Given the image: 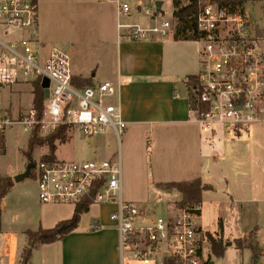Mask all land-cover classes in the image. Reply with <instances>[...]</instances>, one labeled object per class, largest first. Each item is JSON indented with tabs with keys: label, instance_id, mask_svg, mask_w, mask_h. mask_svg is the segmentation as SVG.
I'll return each instance as SVG.
<instances>
[{
	"label": "built area",
	"instance_id": "1",
	"mask_svg": "<svg viewBox=\"0 0 264 264\" xmlns=\"http://www.w3.org/2000/svg\"><path fill=\"white\" fill-rule=\"evenodd\" d=\"M200 1L203 6L196 15L199 71L189 89V121L205 134L221 129L242 134L264 123V34H259L264 27L253 21L245 2ZM116 3L119 16L131 14L128 1ZM144 13L155 23L119 22L123 36L145 40L170 34V19L157 18L159 12L151 7ZM38 25V0H0V86L38 81L42 85L44 78L50 80V95L40 118L34 106L19 118L0 109V140L16 122L30 133L40 126L42 136L67 126L85 137L112 129L120 139L127 122L121 110L107 100L116 95L117 86L110 81L75 86L71 55L56 47L44 53ZM31 173L41 203L77 208L116 204L110 219L117 224L121 264H217L209 231L199 222L202 202L169 207L164 215H157L154 207L125 200L120 156L87 161L40 158ZM257 264H263L260 258Z\"/></svg>",
	"mask_w": 264,
	"mask_h": 264
},
{
	"label": "crops",
	"instance_id": "2",
	"mask_svg": "<svg viewBox=\"0 0 264 264\" xmlns=\"http://www.w3.org/2000/svg\"><path fill=\"white\" fill-rule=\"evenodd\" d=\"M107 1L116 3V0ZM136 1V6L141 4L138 2L141 0ZM38 3L40 6L39 0ZM163 7L164 2L161 9ZM84 8V4H81V9L84 10ZM93 11H96L91 16L93 30L97 36L87 40L94 45H101L98 52L105 68L104 75L101 77L103 80H96L99 67L87 73L71 56L73 79L78 82L82 78H88L90 84L110 81L117 86L118 91L113 96V100L127 122V128L123 133L126 136V142L133 146L138 141L143 142L144 137L154 138L153 156L157 158L154 159L153 170L156 186L158 187L160 183L200 178L203 183L209 185V188L203 191L202 211L204 194L213 188L212 182L216 173L220 174L218 183L225 184L235 200L249 193L251 183L242 178L244 174L248 175V170H244L242 176L238 172V177L234 173L235 168L239 166L238 155L234 151L236 146L229 142H235V139L229 138V133L225 131L222 134L219 132L212 135L206 134L212 139L219 140V143L209 145L207 143L210 142L201 134L200 126L189 121L188 81L199 71L201 45L197 40L198 37L197 39L177 38L178 27L174 29L172 24L171 32L167 37L153 36L145 40H133L128 36H123V32L119 31L120 16L109 4L102 5L98 10ZM80 14L84 17L86 13L80 10ZM149 17L139 16L136 22L151 26L154 23ZM47 24L46 12H39V35L45 48L50 50L53 47L48 48L46 45L50 39ZM186 32L191 35L193 30ZM82 42L86 44L85 41ZM23 113L25 112L20 111L16 117ZM108 135L105 137L107 138ZM111 135L115 137L113 131ZM230 135L232 137L235 134ZM5 138L6 133L2 141L0 140L2 144H5ZM97 141L96 139V145L92 146L91 156L93 157H98L105 152ZM243 149L247 151L248 148ZM214 154L215 160L213 159ZM55 156L58 158L56 152ZM109 156L115 157L113 153ZM23 171L22 167L8 170L3 163L0 165V176H11L13 180ZM34 182L37 190L30 196L25 190L23 181L14 180L13 187L3 199L0 264H23L22 253L29 242L27 231L53 228L59 222L72 218L77 209L70 204L41 203L38 198L37 180ZM158 189L164 190L161 187ZM166 191L173 193L175 190ZM179 194L180 197L175 199L174 203L169 201L168 208L177 206L176 203L182 198L180 192ZM8 199H12L11 203L6 202ZM97 204L99 203L88 205L87 214L91 218L90 226H82L79 222L78 227L66 237L37 245L32 250L28 264H121L117 224L110 219V214L116 209V204H113L109 211L110 214L105 217L100 211L92 212V207ZM8 208L14 216V222L5 220L4 216ZM222 218V216L219 217L218 226L220 229L222 227L224 233L225 225L230 223L231 218H223L225 221ZM92 225H96L97 228H92ZM251 230L246 231L245 234H249ZM228 245H230L229 242Z\"/></svg>",
	"mask_w": 264,
	"mask_h": 264
},
{
	"label": "rangeland",
	"instance_id": "3",
	"mask_svg": "<svg viewBox=\"0 0 264 264\" xmlns=\"http://www.w3.org/2000/svg\"><path fill=\"white\" fill-rule=\"evenodd\" d=\"M126 1L131 4L132 12L130 15L120 16L119 21L123 23H135L139 20V16H148L144 13V9L147 7L156 10V0H141L138 1L141 4L137 6L136 0ZM162 1L164 2V7L161 12L157 13V18L170 19L174 29L177 28L178 22L174 16V11L176 10L174 0ZM39 2V12L45 11L48 19L47 33L48 36L50 35V39L47 41V47H56L67 51L87 73L99 67L96 80H100L105 70L101 62V55L98 52L101 45H94L87 40L96 38L97 36L93 30L94 25L91 16L92 13L96 12L93 10H98L105 4H109L111 8L117 11V3H109L107 0H39ZM180 2L181 5H186L190 0H180ZM81 4H84V10L81 9ZM142 6L143 9L141 10ZM245 7L251 14L253 21L263 28L264 0H245ZM80 10L86 13L84 17L81 16ZM152 22L155 23V20ZM37 37L42 43L39 31ZM82 41H85L86 44H82ZM47 51L48 49H43L44 53H47ZM33 94V85L31 83L0 87V109L10 110L13 117L17 118L16 116L20 111L27 112L33 107ZM107 100L110 103H114L113 97L107 98ZM112 131V129H108L102 135L85 137L78 129H69L66 142L56 141L58 159L70 161H87L95 158L105 159L110 158L109 155L111 153L115 157L120 156L123 172L124 199L147 204L155 208L157 215H164L168 209L169 201H171L170 203H174L173 201L178 199L180 194L175 189L173 193L166 191L165 188H163L164 190L158 189L156 182H154L156 179L153 163L154 159L157 158L153 156L155 152V146L153 145L154 138L152 136L150 138L144 137L143 142L138 141L131 146L126 142L125 135H122L120 139L116 136L111 137ZM222 133H224L223 129L219 131V134ZM228 133L229 138L235 139V142H229V144L236 146L234 151L238 155L239 166L235 168L234 173L238 177V172L242 176L243 171L248 170V175L244 174L242 178L251 183V190H249V193L235 200L228 192L226 185L218 183L220 174H214L213 188L204 194L203 215L199 222L206 229H209L210 235L218 236L221 230L218 226L219 217L231 218L230 223H226L224 233H222L224 241L231 242V245L227 246L222 256L214 252L217 264H252V249L250 247L237 248L236 243L238 240L248 242L251 236L250 234H245V232L257 227L258 239L255 243L258 245V258L264 264V257H260L264 254V124L252 125L241 135H234L233 132ZM201 134L203 138L210 142L207 144L219 143V140L212 139L210 135L202 132ZM230 134L234 136L230 137ZM30 135V132L23 130L20 123L16 122L8 126L3 149L0 142V165L3 163L8 170L22 167L25 171L31 161L27 154ZM106 135H108L107 138L105 137ZM249 135L250 137H248ZM96 139L98 140L97 144L99 142V145L103 147L105 152L98 157H93L91 156V152L93 150L92 146L96 145ZM244 147L248 148L247 151H244ZM44 153H49L48 145L37 146L33 151L32 161L35 163ZM215 154L214 160L216 159ZM35 180L36 178L33 173L22 180L25 190L30 196L36 193L37 190ZM234 200L235 203H233ZM11 201L12 199L6 200V202L10 203ZM99 204L92 207V212L98 213L100 211L105 217L110 214L109 211L115 203ZM4 217L6 222L7 220L8 222H14V216L9 208L5 212ZM19 218L21 219L22 216ZM80 224L86 227L91 225V218L87 214V210L82 212Z\"/></svg>",
	"mask_w": 264,
	"mask_h": 264
},
{
	"label": "trees",
	"instance_id": "4",
	"mask_svg": "<svg viewBox=\"0 0 264 264\" xmlns=\"http://www.w3.org/2000/svg\"><path fill=\"white\" fill-rule=\"evenodd\" d=\"M222 1H234L239 3H244L245 0H222ZM174 5L176 10L174 11V16L178 18V31L176 34L177 38L181 39H197L198 34L196 31V15L198 11L202 8V3L200 0H190L186 5H181L180 0H174ZM162 11V9H161ZM160 11V12H161ZM187 30H193L191 35L187 34ZM260 35L264 33L259 32ZM73 84L77 87H87L93 86L94 84L89 83L88 78H82L80 81L72 80ZM196 82V76H191L188 81L189 89ZM34 107L38 109L39 118L42 114L45 94L44 89L40 81L34 84ZM67 126H60L50 134L46 136L40 135V126H36L32 131L29 142L27 154L32 161V154L37 146L48 145L49 153L44 154L41 159L43 160H53L56 158L55 152L57 149L56 141L66 142L68 139ZM2 141V139H1ZM1 148H4V144L1 143ZM30 161V162H31ZM14 185V180L11 176H0V232L2 224V203L5 196L10 192ZM158 187L165 188V190H177L181 193L182 198L176 203L178 207H191L196 203L202 202L203 191L209 188V185L203 183L200 178L190 180V181H171L166 183L158 184ZM88 210V205L81 208H77L73 217L67 220L59 222L56 226L49 229L40 228L37 231H27L29 238L28 245L25 247L22 253L23 264H28V260L31 256L32 250L39 244L50 243L56 240L66 237L68 234L73 232L79 225L82 212ZM223 229L219 231L218 236H213L209 234L212 242V247L217 255L222 256L228 246V242L223 239ZM251 238L248 242L238 240L236 243L237 248L250 247L252 249V264H257L258 260V245L255 243L258 239L257 227H254L249 232Z\"/></svg>",
	"mask_w": 264,
	"mask_h": 264
},
{
	"label": "water",
	"instance_id": "5",
	"mask_svg": "<svg viewBox=\"0 0 264 264\" xmlns=\"http://www.w3.org/2000/svg\"><path fill=\"white\" fill-rule=\"evenodd\" d=\"M155 5H156V11L160 12L161 8H162V5H163V1L162 0H158V1H156ZM49 86H50V80L48 78H44L43 81H42V87L44 89L45 98H48L49 95H50ZM33 167H34V163L31 161L27 165L26 170L24 172L16 175L14 177V180L19 182V181H22L23 179L27 178L28 176H30L31 175V170H32ZM229 243L231 245V242H229Z\"/></svg>",
	"mask_w": 264,
	"mask_h": 264
}]
</instances>
